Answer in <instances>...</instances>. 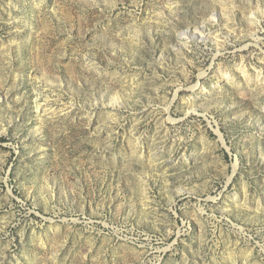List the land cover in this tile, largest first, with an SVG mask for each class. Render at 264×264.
Wrapping results in <instances>:
<instances>
[{"label": "rangeland", "instance_id": "374dc122", "mask_svg": "<svg viewBox=\"0 0 264 264\" xmlns=\"http://www.w3.org/2000/svg\"><path fill=\"white\" fill-rule=\"evenodd\" d=\"M0 264H264V0H0Z\"/></svg>", "mask_w": 264, "mask_h": 264}]
</instances>
